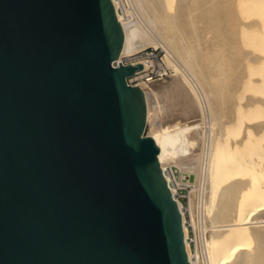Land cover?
Masks as SVG:
<instances>
[{"label": "water", "instance_id": "obj_1", "mask_svg": "<svg viewBox=\"0 0 264 264\" xmlns=\"http://www.w3.org/2000/svg\"><path fill=\"white\" fill-rule=\"evenodd\" d=\"M123 46L112 0H0V264H191Z\"/></svg>", "mask_w": 264, "mask_h": 264}, {"label": "bare ground", "instance_id": "obj_2", "mask_svg": "<svg viewBox=\"0 0 264 264\" xmlns=\"http://www.w3.org/2000/svg\"><path fill=\"white\" fill-rule=\"evenodd\" d=\"M112 1L124 31L119 57L161 47L173 73L181 74L158 88L140 83L147 105L144 134L160 147L162 170L170 145L154 121V106L163 112L161 99L177 94L182 112H197L206 124L202 152L180 158L178 167L199 179L200 206L210 223L204 238L209 264H264V0H256L258 10L251 5L255 17L247 14L242 21L234 0H130L128 8L122 0ZM239 38L252 49L240 50ZM246 87L255 92L243 96ZM179 151L183 155V148ZM177 202L188 258L195 264Z\"/></svg>", "mask_w": 264, "mask_h": 264}, {"label": "rangeland", "instance_id": "obj_3", "mask_svg": "<svg viewBox=\"0 0 264 264\" xmlns=\"http://www.w3.org/2000/svg\"><path fill=\"white\" fill-rule=\"evenodd\" d=\"M241 1H242V3H239L238 0H236V1L234 0V2H235L234 6L236 9V12H238L239 14L241 12V14L238 16L239 21H242V19H246L248 15L254 16L255 13H253L254 10L252 7L254 6L256 8V10H258L259 9V3H260L258 1L259 2L258 7H256V4H255L256 0H252V2H251V0H244V1L241 0ZM245 1H247V2H245ZM122 2L124 3L125 7H127V8L131 5L130 0H122ZM243 2H245L246 5L249 4L250 8L247 7L245 4H243ZM252 3H254V4H252ZM251 5H253V6H251ZM238 6H239V9H238ZM241 7L243 9L244 8L245 9L243 10ZM251 8H252V11L250 10ZM240 9L245 11L246 15H245V12L242 13L243 11H239ZM250 11L252 12L251 14H250ZM249 16H248V18H249ZM238 34H239V31H238ZM248 36H250V34L247 33V37ZM240 37H242V35ZM242 41L244 42L243 37H242ZM243 42H241V39L239 38L238 44H239L240 50L242 48L241 46H245V44H244L245 42L244 43ZM156 48H161V47H156ZM243 48H245L246 51H248L249 49H252V46H245ZM243 48H242V50H243ZM241 65L243 66L244 64H241ZM260 70L262 72L264 71V65ZM174 74L175 73H173L170 78H167L165 80L153 83V86L155 88H158L162 84L170 83L171 80L176 76L181 77V74H178V73L175 75ZM256 77H258V75H256ZM248 88L249 87H246V89L241 92V93H244V94H242L243 96L249 95L248 91L249 92L252 91V93L255 92L253 90H250V88L248 90ZM252 93H250V94H252ZM176 95L177 94H174V96H173L169 93L167 95L168 97L166 96V97L162 98L161 102H162V106H163V112H159L158 109L154 106V111H153L154 115L153 116L155 118L154 117L153 118L155 119L154 120L155 123L157 125H159L158 127L162 126V127H160L161 131L163 132L162 133V139L169 141L170 146L168 147V150H167L166 154L164 155L163 161L166 163V165H168L167 167L172 168V170L175 172V182L177 183L178 187L180 188L179 194L181 196H183L182 198H180V201L182 203V207H183L185 218H186V225H187V229H188V242H189V247H190V250H191L193 258H194V262H195V264H209L208 257H207V251H206L205 243H204L205 242L204 238L208 237L210 234L209 233L210 232V223L207 220H205L204 211L202 210L203 209L202 205L200 206V204H202L201 203L202 199H201V189H199L200 187L198 184L199 179H198L196 172L186 171V170H183L180 167H178V163L180 161V158H183L185 156L196 155V154H199L202 152V148H203L202 143H204V139L202 136H204L203 131H205V129H206V124H205V122H203L201 120V118H199V114L197 112L193 113L194 115L192 113H190V114L183 113L182 112L183 108L180 107L181 105L178 104L179 97H177ZM171 97H173V98H171ZM174 102L177 103L176 104L177 106L175 105L174 109L178 107V109L180 108L179 111L177 109L174 110L173 106L171 107L172 104H175ZM155 112H156V114L158 112L160 114L158 113L159 115L158 114L156 115ZM160 115H162V116H160ZM181 118H183V119H181ZM176 122H178L177 125H176ZM180 148H183V151H182L183 155H181V152L179 151ZM191 193L194 195L193 196V198H194L193 199V204H194L193 208L195 207L194 208V212H195L194 213V219H195L194 222L195 223H193V219L191 217L190 199H189ZM198 260H199V263L196 262Z\"/></svg>", "mask_w": 264, "mask_h": 264}, {"label": "built area", "instance_id": "obj_4", "mask_svg": "<svg viewBox=\"0 0 264 264\" xmlns=\"http://www.w3.org/2000/svg\"><path fill=\"white\" fill-rule=\"evenodd\" d=\"M122 10L120 9V12ZM119 62L122 65H138L143 64L144 68L136 71L134 75L127 77L126 81L129 85L139 86L140 83L146 82L149 84L159 82L170 78L173 74V70L165 61V51L162 48L148 47L138 52L129 55H123L112 62V66L117 68ZM164 177H168V186L175 200L180 201L181 196L179 194L180 188L175 182V172L170 167H166L163 170ZM174 191V192H173ZM181 202V201H180Z\"/></svg>", "mask_w": 264, "mask_h": 264}]
</instances>
